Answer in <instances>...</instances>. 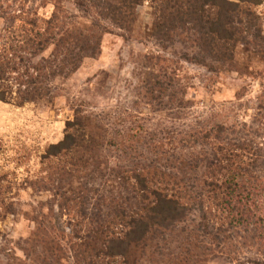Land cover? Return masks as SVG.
Instances as JSON below:
<instances>
[{
  "label": "trees",
  "instance_id": "16d2710c",
  "mask_svg": "<svg viewBox=\"0 0 264 264\" xmlns=\"http://www.w3.org/2000/svg\"><path fill=\"white\" fill-rule=\"evenodd\" d=\"M147 1L155 17L152 39L165 51L183 47L182 60L215 75L248 72L253 59L264 62L257 13L264 0H0L6 21L0 38V102L23 107L52 101L57 80L100 55L106 25L133 32L136 12ZM39 3L53 7L51 16L40 15ZM68 5L88 27L76 29L78 17ZM241 54L249 59L243 69ZM157 68L148 96L161 105L180 101L183 108L185 99L174 90L179 62L159 58ZM76 114L64 140L47 156L68 161L60 170L53 168L50 185H35L53 192L50 212L58 206L67 213L66 231L49 234L47 223L35 217L34 249L43 254L29 255L32 263L7 255L14 264H144L145 259L160 264L167 256L170 264L204 259L264 264V158L254 139L204 128L181 138L176 154L130 132L111 137L89 116ZM112 150L121 153L122 169L129 167L103 174V155ZM107 178L109 189L92 186ZM194 214L198 222L192 221ZM175 241L181 244L176 255L162 248Z\"/></svg>",
  "mask_w": 264,
  "mask_h": 264
},
{
  "label": "rangeland",
  "instance_id": "374dc122",
  "mask_svg": "<svg viewBox=\"0 0 264 264\" xmlns=\"http://www.w3.org/2000/svg\"><path fill=\"white\" fill-rule=\"evenodd\" d=\"M35 5L40 15L51 16L52 6ZM68 9L78 17L77 30L89 26L73 5H68ZM257 13L264 33V4L257 8ZM154 19L153 8L147 1L136 12L133 32L107 24L109 33L103 35L100 55L86 59L68 79L57 80L52 101L23 107L0 102V264H14L13 258L7 257L11 253L29 263V255L43 254L41 248L34 249L39 232L35 217L47 223L49 234L66 231L67 213L58 206L50 212L53 192L35 185H50L53 168L60 170L68 161L63 156L53 160L47 156L53 145L64 140L67 123L74 121L78 112L89 116L95 125L107 128L111 137L130 132L143 136L148 145L163 143L176 154L181 138L204 128L221 127L226 136L254 139L263 149L264 158V62L253 59L248 72L212 74L205 67L182 60L187 54L183 47L165 51L155 42L151 37ZM5 28L6 21L0 17V38ZM239 56L243 69L249 59ZM159 58L179 62L180 79L174 90L181 101L185 99L183 108L180 101L161 105L147 94L150 79L159 72ZM194 153L200 151L184 154ZM119 155L115 150L105 152L104 165L100 167L103 174L111 169L125 172L129 166L122 169ZM100 183L108 189L112 186L110 178L100 179L92 186L99 187ZM199 220L197 214L192 216V221ZM180 245L177 241L168 242L162 248L176 255ZM167 257L160 264H170ZM144 264L153 263L145 259ZM199 264L225 263L221 259H204Z\"/></svg>",
  "mask_w": 264,
  "mask_h": 264
}]
</instances>
